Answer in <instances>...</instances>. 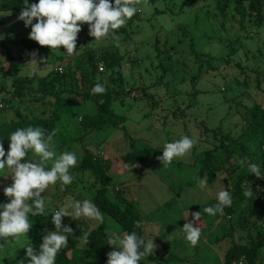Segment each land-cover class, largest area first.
<instances>
[{
	"label": "rangeland",
	"instance_id": "rangeland-1",
	"mask_svg": "<svg viewBox=\"0 0 264 264\" xmlns=\"http://www.w3.org/2000/svg\"><path fill=\"white\" fill-rule=\"evenodd\" d=\"M250 1L230 0L229 6L223 9L225 0H154L152 3L140 0L137 13L115 30L119 40L111 35L99 40L89 38V26H86L78 33L77 51L71 63L67 62L68 55L64 60L57 57L65 54L62 46L57 50L45 47L39 52V57L48 58L45 64L39 62V57L37 65L24 61L20 71L12 75L4 72L8 66L7 54L17 48L8 41L28 38L31 26L25 27L18 19L11 22L20 13L0 11V36L3 37L0 41L7 43L0 46V103L5 107L0 110V122L15 119V108L30 117L52 113L49 102L54 97L40 96L36 83L25 93V102L12 99L13 83L18 78L43 77L57 66L69 72L82 58L104 51L117 53L116 59L121 64L113 71L115 74L104 70L101 77L109 81L111 76L118 79L120 76L116 73H121L123 88L129 92L124 103L112 102L111 121L88 134L80 125V116L95 113V103L91 99L64 103L57 122L58 133L53 138L54 159L65 151L74 152L77 165L69 170L74 180L63 191L59 182L41 193L48 221L46 235L55 231L54 212L62 207L71 211L68 205L77 200L92 201L96 194L99 180L92 172L80 170L84 147L110 161L109 197L116 201L113 190L119 189L135 203L143 219L144 233L158 246L155 252L159 257H170L174 252L189 259L184 263L145 264H224L225 254L233 244H248L259 233L264 234V179H249L247 163L243 167L239 163L247 157L249 162L261 166L264 175V130L252 129L246 114V108L264 109V23L258 26L250 20L248 14L253 13ZM197 54L204 56L202 63ZM44 100L49 102L42 103ZM10 101L11 108H7ZM213 130L235 137L232 142L225 140L229 150L234 148L233 153L228 154L226 148L220 147ZM183 136L194 138L196 144L168 167L157 159L130 169L121 161L123 154L146 147L158 149L161 156L166 143ZM215 148L221 170L214 183L201 187L198 178L202 154ZM26 159L40 162V157L32 151ZM51 166L49 161L47 167ZM11 175L12 170L7 166L0 171V204L9 202L3 189L13 183ZM238 184L243 192H253L250 197L253 206L250 207L244 196L238 202L236 213L226 220L219 213L211 216L203 212L205 207L218 202L219 191L231 193ZM194 212L202 214L201 220L193 224L201 229L195 246L185 239L182 231L183 225L193 219ZM81 218L90 229L98 225L96 220ZM72 220L62 218L64 225H70ZM105 220L108 236L113 232L123 236L122 228L111 216L105 215ZM29 222L32 223L30 216ZM33 230L32 223L26 236L8 237L7 242L0 238V264H18L20 260L28 264L24 246L32 245ZM85 250L81 238L76 257ZM260 260L264 264V247ZM90 262V257H84L75 264Z\"/></svg>",
	"mask_w": 264,
	"mask_h": 264
},
{
	"label": "clouds",
	"instance_id": "clouds-1",
	"mask_svg": "<svg viewBox=\"0 0 264 264\" xmlns=\"http://www.w3.org/2000/svg\"><path fill=\"white\" fill-rule=\"evenodd\" d=\"M140 0H114V5L109 0H38V3L29 5L28 0H24V8L21 10L18 20L24 22L25 27L31 26L29 39L37 42L42 47H49L51 50L60 49L63 46L69 56L76 50L77 36L82 30L81 25L89 26V36L99 40L112 36L119 40L115 30L124 26L127 20L131 19L139 10L136 5ZM33 20L36 22L33 23ZM3 37L0 36V39ZM31 59L27 62L37 65L38 53L34 50L28 53ZM48 58L39 57V62L45 64ZM99 80V77H97ZM107 89L101 83H96L91 88V94L103 95ZM103 103V101H101ZM57 129L50 132L43 127L18 128L9 134V150L7 154L0 140V171L5 167L12 170L11 179L13 183L4 187L3 192L9 198L8 203L0 204V238L7 242L8 237L19 239L26 236L32 227L29 222V213L32 216L43 215L45 213V200L41 193L45 192L49 185L60 182L61 191L66 185H70L74 177L70 174V169L77 165V156L74 152L65 151L57 158L53 137ZM196 140L189 136H183L179 140L166 143L163 147V154L157 159L164 167H168L177 157L187 155ZM40 157L39 163L25 161L29 151ZM6 156V159H5ZM49 161L52 166L47 167ZM243 167H247L251 174L257 178L264 179L261 173V166L248 161L247 157L239 161ZM133 164L130 169L139 167ZM201 187L208 183V176L198 178ZM243 195L250 198L252 191H245ZM217 203L211 207H205L203 212L215 216L217 213L224 215L225 207H230L233 203L230 191L221 190L217 194ZM72 210L68 211L62 207L52 214V223L55 231L48 232L43 236V242L39 245V252L28 244L26 248V259L28 264H55L57 254L68 245V236L73 234V229L62 224L63 217H71L73 220L85 217L99 222H103V214L99 208L88 199L75 201L70 204ZM193 219L186 222L182 231L185 239L195 246L201 236V229L194 227L195 222L201 220V212L191 214ZM141 226L140 221L135 222V227ZM86 232L82 237V244L89 243ZM107 244L114 248L107 253V264H139L142 258L154 254L158 247L153 239L145 241L136 232L125 233L123 236L113 232L107 238ZM18 264H25L20 260Z\"/></svg>",
	"mask_w": 264,
	"mask_h": 264
},
{
	"label": "trees",
	"instance_id": "trees-1",
	"mask_svg": "<svg viewBox=\"0 0 264 264\" xmlns=\"http://www.w3.org/2000/svg\"><path fill=\"white\" fill-rule=\"evenodd\" d=\"M149 1L152 3L154 0ZM229 1L230 0H225L223 9H226L229 6ZM34 3H38V0H31L29 5ZM249 6L250 11L253 12L250 13L252 16L248 14L250 16V20L255 25L261 26L264 23V10L261 9V6H264V0H251ZM23 8V0H0V11L2 12L14 11L20 13ZM86 26L88 27L87 24H82L81 28ZM124 31L127 32L126 30ZM87 36L89 38L91 37L88 33ZM8 42L11 43L12 46L16 47L17 51L9 52L7 54L8 66L4 71L7 75H12L20 71L21 63L31 59L28 53L35 50L39 57V52L43 51L46 47L40 46L37 42L30 40L29 38L10 39ZM1 45H7L6 41H0V46ZM74 54L69 56L65 51V54H59L57 57L60 60H64L68 55L69 57L67 62L71 63ZM116 55L111 51H104L99 55H90L86 58H82L81 61L78 62V64H76L69 72L63 71L60 73L54 69L49 71L43 77L18 78L13 83L12 99H18L21 103L25 102V93L31 90V87L36 83V91L40 96L46 97L51 95L52 98L54 97V100L52 102L50 101L51 103L46 100L42 101V103L45 104L49 102L52 108V113L50 116L30 117L21 109L15 108V119L0 122V140H2L5 153L7 154L9 150V134L18 128L39 126L47 129L49 132L55 128L57 129V135V122L60 119V111L63 108L64 103L67 101L82 103L91 99L95 103L96 112L93 114H84L80 118V125L84 129L85 134L94 130L102 129L106 124H108L114 115L111 109L112 102L114 100H119L121 103H124V99L129 95V92L123 88L124 79L121 76V73H116L120 76L118 79H115V76H111L109 81H105L103 77H101L104 70H110L113 74L115 68L120 67L121 60H117ZM196 57L201 61V63L203 62V55L197 54ZM100 64L104 66L103 71H100L99 69ZM97 77H99V80H97ZM96 83H101L105 86L107 89L105 94H91V88ZM68 95H73L74 98L69 99V97H67ZM101 101H103V103H101ZM7 108H11V101L7 104ZM182 114H184V111H182ZM246 114L249 118V126L252 129L262 127L264 130V109L257 106L246 108ZM112 124L118 125L116 122H112ZM213 134L214 138L219 141L221 148H226L227 151H229L228 154L234 152V148L229 150L226 147L227 145H225V140L232 142L235 140V137L229 133L217 130H213ZM56 135L54 137H56ZM242 148L245 150V145H243ZM215 150L217 151L216 148L206 150L203 152L201 158L202 167L199 172V177L203 178V176L207 174L208 183H214L218 172L221 170L220 165H218V159L216 157L217 153ZM83 151L84 155L81 159L80 170L92 172L99 180V187L92 199V202L103 214V222L101 223L97 221V227L90 229L88 223L82 218L72 220L68 226L73 229V234H66L68 236V245L66 248L61 249V251L57 254L55 264H75L77 259H83L84 257H90L91 262L89 264H107V253L113 251V247L107 244L108 234L105 215L111 216L120 225L124 234L134 231L138 236L143 237L146 242L148 240L144 233L143 219L136 208L135 203L128 199L125 193L119 189L113 190V195L116 201L109 197V191L111 190L110 188L112 185L111 178L108 175V171L111 167L110 161L99 157L97 154H94L85 147L83 148ZM30 152L31 150L28 153ZM158 156H160V151L158 149L154 147H146L123 154L121 156V161L129 167L133 164L143 165L148 161H155ZM26 157L24 159L25 161H28ZM255 177L256 176L254 174H250L249 179H253ZM57 183H59V181H57ZM243 193V189L239 184L236 186V189L231 192L233 203L230 207H225L224 215H222L224 220L232 217L236 213L238 202L244 197ZM247 202L250 204V207L253 206L250 198H247ZM29 216L34 227L32 246L37 252H39V245L43 242V236L46 235L48 221L45 213L38 216H32L31 213H29ZM136 221L141 222V226L139 228L135 227ZM86 232H90L88 236L89 243L85 245L86 250L83 252L84 254L76 257L75 254L78 253L79 240ZM262 247H264V234L262 233H259L255 239L251 240V243H235L227 250L224 264H230L232 261L240 258L247 259L248 264H262V261L260 260ZM163 261L184 263L189 260L178 256L174 252L170 253V257L162 259L154 251L153 255L142 258L139 261V264H145V262L155 263Z\"/></svg>",
	"mask_w": 264,
	"mask_h": 264
},
{
	"label": "built area",
	"instance_id": "built-area-1",
	"mask_svg": "<svg viewBox=\"0 0 264 264\" xmlns=\"http://www.w3.org/2000/svg\"><path fill=\"white\" fill-rule=\"evenodd\" d=\"M96 2H98V0H96ZM110 3H112L114 5V0H109ZM99 69L100 71H103L104 70V66L102 64L99 65ZM56 70L60 73L63 72V68L60 67V66H57L56 67ZM4 107V104L3 103H0V110H2ZM230 264H248V261L247 259L245 258H240V259H236L234 261H232Z\"/></svg>",
	"mask_w": 264,
	"mask_h": 264
},
{
	"label": "water",
	"instance_id": "water-1",
	"mask_svg": "<svg viewBox=\"0 0 264 264\" xmlns=\"http://www.w3.org/2000/svg\"><path fill=\"white\" fill-rule=\"evenodd\" d=\"M17 18L13 19L11 22L15 21Z\"/></svg>",
	"mask_w": 264,
	"mask_h": 264
},
{
	"label": "crops",
	"instance_id": "crops-1",
	"mask_svg": "<svg viewBox=\"0 0 264 264\" xmlns=\"http://www.w3.org/2000/svg\"><path fill=\"white\" fill-rule=\"evenodd\" d=\"M41 104H42V103H41ZM37 105H38V104H37ZM81 116H82V115H81ZM81 116H80V117H81ZM187 259H188V258H187ZM188 260H189V259H188Z\"/></svg>",
	"mask_w": 264,
	"mask_h": 264
}]
</instances>
